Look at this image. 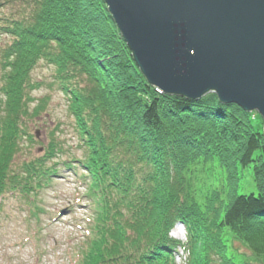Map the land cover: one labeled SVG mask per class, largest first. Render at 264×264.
<instances>
[{"label":"trees","instance_id":"1","mask_svg":"<svg viewBox=\"0 0 264 264\" xmlns=\"http://www.w3.org/2000/svg\"><path fill=\"white\" fill-rule=\"evenodd\" d=\"M2 4L12 14L0 16V34L9 39L0 51V216L17 196L37 217L32 195L59 174L47 162L65 154L52 134L44 156L18 159L24 140L37 143L27 125L49 102L32 109L31 92L40 88L33 72L46 62L71 103L83 151L72 158L93 206L76 264H176L180 247L188 264H264V137L252 130L249 113L215 93L192 101L152 86L104 0ZM65 162L77 173L79 166ZM215 162L226 173L228 204L220 192H197ZM248 168L257 193L238 194V172ZM177 222L188 228L184 245L170 237ZM236 242L251 257L230 254Z\"/></svg>","mask_w":264,"mask_h":264},{"label":"water","instance_id":"2","mask_svg":"<svg viewBox=\"0 0 264 264\" xmlns=\"http://www.w3.org/2000/svg\"><path fill=\"white\" fill-rule=\"evenodd\" d=\"M141 73L166 94L215 93L264 119V0H104Z\"/></svg>","mask_w":264,"mask_h":264},{"label":"rangeland","instance_id":"3","mask_svg":"<svg viewBox=\"0 0 264 264\" xmlns=\"http://www.w3.org/2000/svg\"><path fill=\"white\" fill-rule=\"evenodd\" d=\"M5 1L8 0H0V16L12 14L10 6L2 4ZM8 42L9 39L0 34V51ZM53 69L44 62L33 72V81L39 83L40 88L31 92L35 101L32 109L45 98H49V102L45 106V112L38 119L29 121L27 125V132L36 138L37 143L30 144L24 140L18 159L22 163L44 156L52 134L55 135L57 143L64 148L65 154L47 162L50 166L57 163L59 174L49 186L32 195L35 198V206L40 208L37 217H32V221L28 219V206L24 198L23 201L14 196V199L11 198L5 203L0 216V264H76L79 250L84 248L90 239L88 230L91 226L88 218L93 215L92 201L86 194L87 187L80 179L85 173L80 168L78 160L72 158L73 156L77 159L82 158L83 151L78 146L75 121L69 113L71 103L55 82ZM247 113L251 115L249 124L252 130L264 137V119L256 111ZM68 158L75 167L79 166L74 170H77L79 175L64 165ZM226 181L225 171L215 162L201 175L200 181L196 184L197 192L209 197L220 192L221 195L218 196L220 195L221 202L228 204L225 196L228 189ZM235 187L238 194L257 193L251 168L238 172ZM187 229L183 223H176L174 229L170 231V237L184 243ZM36 231L39 232L37 241L39 249L34 252L26 236L34 235ZM223 236L225 244L229 247L230 237L227 234ZM234 246L236 250L233 249L230 254L237 256V253H243L251 257L246 248L239 243H234ZM38 251L40 255L37 254Z\"/></svg>","mask_w":264,"mask_h":264},{"label":"bare ground","instance_id":"4","mask_svg":"<svg viewBox=\"0 0 264 264\" xmlns=\"http://www.w3.org/2000/svg\"><path fill=\"white\" fill-rule=\"evenodd\" d=\"M107 7H108V5H107ZM120 31V30H119ZM120 33H121V31H120ZM121 35H122V33H121ZM122 37H123V35H122ZM124 39V38H123ZM125 41V40H124ZM126 43V42H125ZM127 44V43H126ZM128 46V45H127ZM129 48V47H128ZM130 50V49H129ZM131 51V50H130ZM131 54H132V52H131ZM134 59V58H133ZM135 62V61H134ZM135 64H136V62H135ZM136 66H137V64H136ZM137 68L140 70V68L137 66ZM141 71V70H140ZM206 95H208V94H206ZM205 95V96H206ZM204 96V97H205ZM199 101V100H198ZM224 105H231V104H228V103H223ZM257 112V111H256ZM259 115H260V113H259ZM261 117H262V115H261ZM263 118V117H262Z\"/></svg>","mask_w":264,"mask_h":264}]
</instances>
